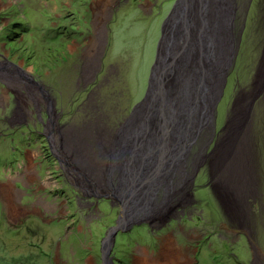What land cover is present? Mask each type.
<instances>
[{
  "label": "rangeland",
  "instance_id": "rangeland-1",
  "mask_svg": "<svg viewBox=\"0 0 264 264\" xmlns=\"http://www.w3.org/2000/svg\"><path fill=\"white\" fill-rule=\"evenodd\" d=\"M174 1L0 0V264H103L102 243L121 224L124 202L100 188L104 183L92 176L72 137L83 139L84 153L114 161V149L101 145L122 133L146 95ZM236 3L234 34L237 40L242 36L215 133L212 126L200 147L189 148L188 154L199 148L197 166H182L189 180L195 175L193 183L177 191L164 211L133 219L140 223L129 230L120 228L110 264L117 263L115 256L138 258L133 264H164L176 256L174 264H192L183 251H197L198 264H264V0ZM23 9L28 22L10 38L9 12L20 16ZM48 20L64 38L47 39ZM74 24L79 30L73 31ZM41 95L66 126L56 139L33 132L37 115H44L43 125L50 114ZM247 101L249 111L240 122L236 116ZM236 128L242 132L232 131ZM242 133L253 176L239 208L229 185L237 184L219 179L216 161L221 145ZM122 235L138 243L129 245Z\"/></svg>",
  "mask_w": 264,
  "mask_h": 264
},
{
  "label": "bare ground",
  "instance_id": "bare-ground-1",
  "mask_svg": "<svg viewBox=\"0 0 264 264\" xmlns=\"http://www.w3.org/2000/svg\"><path fill=\"white\" fill-rule=\"evenodd\" d=\"M236 4V0H195L192 4H188L190 13L194 7L197 8L194 19L190 21L192 28H194L188 31L189 37L196 38L197 48L196 50L193 49L194 53L191 55V59L185 60L186 64L180 59L182 52L175 58H169L167 62V66L169 68L170 66L174 67L173 70H177L178 74L176 80L172 83L171 93L174 94L175 90L180 88L181 92L179 94H182L183 98L189 96L191 101L199 102L201 116L191 115V119L183 116L181 119L180 113L174 112V109L171 111V107L164 109L166 104L161 100L162 94L160 92L155 93V96L148 102L149 106L148 104L145 105L137 118L129 120L124 125L122 133L117 135L114 141L101 145L106 149H114L113 158L115 159L113 162L103 160L99 153H93V155L84 153L82 150V147H85L83 139L80 141V138L72 137L74 139L72 145L76 149H81H78L80 155H84L87 159L88 162L85 164L91 169L92 176L104 183L100 185V188L114 191V197L117 198L118 196V199L125 203V222L144 216L150 218L159 214L174 199L173 197H176L177 191L190 188V174L184 173L187 177L183 181L178 180L183 179L184 175L181 170L179 172V167L182 168V166L188 165V167L195 168L197 166L196 161L199 159V156H196L199 154V148L194 149L195 152L192 153V151L189 154L188 149L183 150L182 147L186 139L185 134L182 132L188 131L190 133L189 142L194 140L192 144L196 147H200L202 142L210 136L213 122L211 117L214 115L212 111L214 98L219 91V75L224 68L223 66L226 67V65L231 64L233 59L231 56L232 45L230 44V46L229 43L233 42L234 36L228 31L232 25L231 21L235 20ZM177 17L180 16L177 15ZM198 32H201L200 35L205 37H211L213 41H216L217 35H221L219 37L220 41L226 42L229 46L226 60L221 59V62L217 61L209 67L211 68L210 77L207 75L209 73L207 69L209 68H207V64L202 58L203 53L208 49L207 42L201 45L202 39L196 37ZM186 39L187 37H185V41ZM177 47H179V44L174 46L175 54L179 50ZM217 53L219 52L217 51L214 55L216 56ZM223 60L224 62H222ZM89 70L87 71L89 72ZM164 83V74L160 73L156 88L165 87ZM41 97L43 96L41 95ZM43 100L45 101L44 97ZM159 105L162 106L163 110L159 112L154 121L153 110ZM241 107L242 112L236 116L240 122L247 115V112L244 111L248 109V101ZM168 124H172L175 128L171 135L168 134L172 132ZM240 128L232 131L240 134L242 132ZM246 139L247 137L242 133L240 136H234L232 139L226 140L221 145L220 156L216 161V164L219 165L218 168L222 171L219 179L224 177V180L231 179V183L237 184L236 188H233L235 185H229L235 192L234 204L239 208H244L241 203L245 197V191L251 189L249 183L253 176L251 172L252 162L248 158V141ZM101 140L100 138L99 141L101 142ZM177 154L179 155L178 160L169 157H176ZM223 159L228 164L223 162ZM107 175L108 181L105 179ZM226 202L225 206L229 207L228 202Z\"/></svg>",
  "mask_w": 264,
  "mask_h": 264
},
{
  "label": "water",
  "instance_id": "water-1",
  "mask_svg": "<svg viewBox=\"0 0 264 264\" xmlns=\"http://www.w3.org/2000/svg\"><path fill=\"white\" fill-rule=\"evenodd\" d=\"M195 0H177L174 2V5L172 7V10L169 12V14L167 15L168 17L166 18V20L164 21V23L162 24V37L161 40L159 41L158 47L157 49L159 50L156 56V62L154 63L152 69H151V76H150V83H149V88L147 89V93L144 96V98L136 105V108L134 109L132 116L129 117V120H132L133 118H137V116L139 115V113L141 112V110L145 107V105L148 104V102L152 99L153 96H155V93L160 92L162 94V101L164 102V104H166V106L164 107V109H167L169 107H171V111L174 109V112L176 113H180V118L182 119L183 116H185L186 118H190L191 115H197L198 117L201 116L200 114L201 111H199V102H193L190 100L189 96L184 97L181 96L182 94H179L181 92L180 88L176 89L175 93L172 94V83L176 80L177 78V70H173L174 67L172 68V66H170V68L167 66V62L169 60V58H175V56H177L179 53L182 52V55L180 57V59H182V61L186 64L185 60L186 59H191V55H193L194 50H196V38L193 37H189L188 36V31L190 29L193 30L190 21L192 19H194V13L197 11V8L194 7V9L192 10V12L190 13L189 11V6L188 4H192ZM177 15H179L180 17L178 18ZM184 18V19H183ZM231 26L230 29L228 31V33L231 32V35L234 36V40L232 43H229V45L231 46V51H232V63L228 64L225 66H223V70L220 73V80L218 81V89L219 91L217 92V95L214 98V105H213V112L214 115L213 117H211L213 120L212 122V126L214 127L213 132L216 128V116L218 114V106L219 103L224 95V85L226 83V77L228 76L229 72L231 71V69L234 66V62L236 60V54H238V47L240 46V40H241V36L239 33V37L237 40V36L234 34V29H235V24H234V20L231 21ZM201 30V29H200ZM201 32H198L196 37H200L202 39V43L201 45H203L204 43L207 42V51L205 53H203L202 58L205 60L206 64H207V68H209L210 66L214 65L215 62H221V59L226 60V56L228 54V50H229V46L228 44H226V42H221L220 38L221 35H217L218 37L215 38L216 41H213L211 37L208 36H203L200 35ZM185 37H187L186 41H185ZM184 41V42H183ZM176 44H179V50L178 53L175 54L174 53V46H176ZM219 46V47H218ZM183 48V49H182ZM218 51L219 53H217V55L215 56L214 53ZM224 60L222 62H224ZM206 68V67H205ZM207 71L209 72L207 75L210 77L211 76V68L207 69ZM160 73L164 74L165 77V87H159L156 88L157 86V78L159 77ZM174 98V99H173ZM203 105V104H202ZM149 106V104H148ZM203 108V107H202ZM163 108L161 105H159L158 107H155L153 110L154 113V121L157 118V115L159 114V112H162ZM203 112V111H202ZM203 116V115H202ZM191 119V118H190ZM127 121V122H128ZM126 122V123H127ZM125 123V124H126ZM124 124V125H125ZM169 125V124H168ZM170 131L168 134L171 135V133H173L175 131L174 126L169 125ZM183 134H185V143L184 146L182 147V149H188L193 145L192 143L194 142V140H191L189 142V139L191 137H189L190 133H188V131H184L182 132ZM215 133V132H214ZM162 134H164L162 132ZM181 149V150H182ZM188 152V151H187ZM175 160H178L179 155L177 154L176 157L174 156H169ZM188 168V167H187ZM190 168V167H189ZM198 168V167H197ZM182 171H186V173H188L187 169L182 168ZM184 172H182L184 174ZM186 176V175H185ZM187 177V176H186ZM195 177V175H194ZM194 177H192L194 179ZM193 179L191 180V183H193ZM184 180V178H183ZM180 181H182V179H180ZM124 208V214H125V203L123 205ZM160 211V210H158ZM119 221V220H118ZM122 221V222H121ZM119 221L121 222V224H118V226L113 227L110 231L109 234L105 237L104 241H103V248L101 250V254H103L102 256L104 257L103 260V264H110V257H109V251L111 249V246L114 244V240L116 235L118 234V230L121 228H128V230L130 229V226L134 225V224H139V223H133V221H128L125 222L124 218ZM110 245V246H109ZM112 260V259H111Z\"/></svg>",
  "mask_w": 264,
  "mask_h": 264
},
{
  "label": "flooded vegetation",
  "instance_id": "flooded-vegetation-1",
  "mask_svg": "<svg viewBox=\"0 0 264 264\" xmlns=\"http://www.w3.org/2000/svg\"><path fill=\"white\" fill-rule=\"evenodd\" d=\"M31 97H32V95H31ZM49 97V96H48ZM34 98V97H33ZM50 98V97H49ZM46 101H47V99H45V106H46V111H50V114H49V116H48V122H46V123H43V125H41V121H39V120H43V118H42V116H44L42 113V111H41V114H42V116L39 114V116L37 115V113H36V115H37V117L36 118H38V119H35L34 121H32V123L34 124V128H36V129H34V130H36V131H34L33 130V132H40V133H42V134H45L48 138H55L56 139V137L55 136H57V134L60 136V133H63L62 131H61V129H63V128H65L66 126H65V124H59V122H58V117L55 115V110L53 109L54 107H53V102L52 103H50V105H48V104H46ZM39 104H42V105H44L43 103H39ZM41 109H42V107H40ZM30 112H32V110L30 111ZM35 112H37V110H35ZM31 118H32V115H31ZM35 118V117H34ZM30 121V120H29ZM92 127H97V126H92ZM31 127H30V125H29V129H30ZM48 130V131H47ZM96 130H97V128H96ZM59 132V133H58ZM90 190H92V188H90ZM98 190H96L95 189V192H97ZM80 194H78V196H79ZM96 202V201H95ZM99 202H101V201H99ZM108 203H109V201H108ZM94 204V203H93ZM110 204V203H109ZM181 206V204H178V205H176L173 209H175V210H177L178 208L177 207H180ZM172 209V210H173ZM139 231V230H138ZM119 232H121V231H119ZM141 234V232L139 233V235ZM133 235H129V236H127L126 238H125V243H128L129 245H130V240H132V241H135V242H137V239L135 240V238L134 237H132ZM123 237V235L120 237V238H122ZM136 237V236H135ZM138 243V242H137ZM145 245V244H144ZM143 245V246H144ZM146 246V245H145ZM130 247V246H129ZM149 249L152 247V245L151 246H147ZM131 249V248H130ZM100 250V249H99ZM116 252V251H115ZM127 252V251H126ZM186 255H188L189 256V258H190V261H192V264H198V259H197V251L196 252H194V253H190L189 251V253L191 254V257H190V255H189V253H187V251H183ZM127 253H129V252H127ZM126 253V254H127ZM100 254H101V250H100ZM126 254H123V256L124 257H126ZM130 254V253H129ZM135 255V254H134ZM133 255V256H134ZM161 256V253H159L156 257H159L160 258V256ZM116 257V260H117V263L118 264H129V261L131 260L132 261V264L133 263H135V260H137L136 259V257H132V258H130L129 259V261L127 262V260L125 259H123L121 256H115ZM117 257H119V259L117 258ZM159 258H155V259H153V260H157V259H159ZM176 256H173V258H172V260H171V262H169V261H164L165 263L164 264H174V263H176V262H174V260H176ZM180 258L183 260V258H186L185 257V255L184 254H182L181 253V256H180ZM194 259V260H193ZM186 261V260H185ZM185 261L183 260V262H182V264H185ZM187 262V261H186ZM64 263H66V262H64ZM116 263V264H117ZM137 264H139L138 263V261L136 262Z\"/></svg>",
  "mask_w": 264,
  "mask_h": 264
},
{
  "label": "trees",
  "instance_id": "trees-1",
  "mask_svg": "<svg viewBox=\"0 0 264 264\" xmlns=\"http://www.w3.org/2000/svg\"><path fill=\"white\" fill-rule=\"evenodd\" d=\"M21 5H22V3H21ZM17 7V9H20V8H22V7H18V6H16ZM16 11V10H15ZM18 12V11H17ZM23 14L22 15H20V13H19V15L20 16H18L17 14H15V12H9L10 14H11V16H12V22L11 23H13L12 24V27H13V25H14V27L10 30L11 31V33H10V35H9V37L10 38H14V37H16L18 34L17 33H19V31L21 30V29H24V25H26V23L28 22V20L26 19V17H25V15H26V12H24V9H23ZM16 15V16H15ZM47 17H48V19H53V14L52 13H49L48 15H47ZM66 17H57V19L59 20V21H64V19H65ZM26 22V23H25ZM78 24V23H77ZM77 24H74L73 26L74 27H72V28H74V30L73 31H77V30H79L78 28H75L76 26H78ZM44 25H46L47 27H48V30L49 31H53L54 30V28H52V25L50 24V22H49V20L48 21H45V24ZM75 29H77V30H75ZM52 31L51 32H48V33H46V36H47V39L48 40H56V39H58V38H60V39H62V38H64L63 36L61 37V35H60V37L58 36V33L57 32H55V31H53V33H52ZM68 34V33H67ZM59 39V40H60ZM120 40V39H119ZM152 45H153V43L154 44H156L155 43V41L153 40L152 42H150ZM154 51V50H153ZM153 54L150 56V59H148L149 61H148V63H147V67L151 64V62H152V60L151 59H153ZM141 76H142V73H141ZM144 89V88H143ZM127 236L126 235H123V237H122V239H123V241H125V238H126Z\"/></svg>",
  "mask_w": 264,
  "mask_h": 264
}]
</instances>
